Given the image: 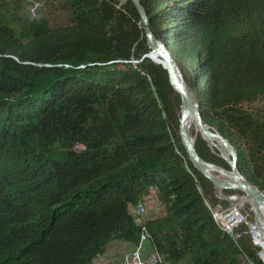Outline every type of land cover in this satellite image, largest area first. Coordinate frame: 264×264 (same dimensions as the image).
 <instances>
[{"label":"trees","instance_id":"obj_1","mask_svg":"<svg viewBox=\"0 0 264 264\" xmlns=\"http://www.w3.org/2000/svg\"><path fill=\"white\" fill-rule=\"evenodd\" d=\"M54 1L65 26L0 11V264H91L113 241L136 244L131 209L151 188L165 215L145 226L166 262L258 264L249 237L210 215L214 189L178 136L180 96L146 57L130 0ZM139 1L202 123L264 193V0ZM194 147L230 170L200 135Z\"/></svg>","mask_w":264,"mask_h":264},{"label":"water","instance_id":"obj_2","mask_svg":"<svg viewBox=\"0 0 264 264\" xmlns=\"http://www.w3.org/2000/svg\"><path fill=\"white\" fill-rule=\"evenodd\" d=\"M130 2L134 6L135 10L137 11L140 17L143 33L146 38L147 46L150 49V53H152L155 57L158 58L160 63L157 64H159L166 71L171 87L180 96L182 106L178 126V136L182 146L185 149L186 154L189 157V161L192 163L195 169L212 185L214 192L219 199L227 201L231 204L240 203L243 198L249 199L251 201L255 224L259 228L264 230V224L261 223V220H264V217L260 214V211L257 210V206L264 210V194L262 192H259L253 185L249 184L238 173L236 168L237 155L234 149L228 144V142L218 133L210 130L202 123L198 106L194 103L190 93L187 90L180 69L172 59L171 54L167 49L166 45L156 40L153 36V33L148 23L147 15L140 4V1L130 0ZM146 57L151 60L150 54H147ZM190 115H193L197 120L200 129V136L205 142H207L208 140H215L222 145L224 153L218 151L217 155L229 165V171L224 170L221 167H218L211 163H207L198 156L194 147L195 139L193 140V142H191L184 128V121ZM224 154H226V156ZM212 169H217L223 171L224 173H230L235 183H229L223 179H219L216 176L211 175L210 170ZM230 190L240 191L244 194V196L227 198L223 194V192Z\"/></svg>","mask_w":264,"mask_h":264},{"label":"built area","instance_id":"obj_3","mask_svg":"<svg viewBox=\"0 0 264 264\" xmlns=\"http://www.w3.org/2000/svg\"><path fill=\"white\" fill-rule=\"evenodd\" d=\"M32 12L34 15V9ZM128 62L135 67L140 60L132 59ZM64 67H68V65H64ZM215 198L218 201L214 205H212L209 201L205 202L214 222L222 231L231 236L234 240L239 239L242 235H247L253 248L256 249L258 264H264V243L262 242L264 241V230L255 224L254 219H250L248 213H243L238 210L236 207L237 204H231L226 201V205L222 202L224 200L219 199L216 195ZM229 198H233V196ZM131 213L134 217L136 225L140 226L141 229L138 242L135 244V248L132 252L124 253L120 259L112 260L109 264H169L153 247L151 254H149L146 258L142 257L143 244L146 241H150V236L143 219L145 215V207L143 203L140 202L133 207ZM240 259L241 264H255L254 261L245 253H241Z\"/></svg>","mask_w":264,"mask_h":264},{"label":"rangeland","instance_id":"obj_4","mask_svg":"<svg viewBox=\"0 0 264 264\" xmlns=\"http://www.w3.org/2000/svg\"><path fill=\"white\" fill-rule=\"evenodd\" d=\"M34 9V15L32 10ZM4 10L7 17L14 16V21L16 23L25 21H38L46 19L51 26H65L67 24V13L59 7V4L54 0H11L5 6L0 5V11ZM155 61H158L154 59ZM192 137L195 139L199 133L191 131ZM80 147H77L79 149ZM215 153V152H214ZM217 153V152H216ZM218 154V153H217ZM235 191V190H233ZM224 194V193H223ZM264 194V193H263ZM216 194L214 193V196ZM227 198L234 196H244V194H224ZM225 202L227 205L226 201ZM142 203L145 207L144 221L151 219H159L165 215V208L163 204L159 201L157 192L154 188H151L148 192L146 198L144 197ZM224 204V203H223ZM238 210L243 213H248L250 219H254V215L251 211V203L241 201L236 205ZM132 210V209H131ZM178 264H189L187 261L180 262Z\"/></svg>","mask_w":264,"mask_h":264},{"label":"bare ground","instance_id":"obj_5","mask_svg":"<svg viewBox=\"0 0 264 264\" xmlns=\"http://www.w3.org/2000/svg\"><path fill=\"white\" fill-rule=\"evenodd\" d=\"M151 58L158 60L157 57H155L152 53L150 55ZM158 62H160L158 60ZM184 128L185 131L188 135V137L190 138L191 142H193L194 138L191 135V131L193 130L195 133H199L200 134V129H199V124L197 122V120L195 119V117L193 115L188 116L185 121H184ZM208 147L211 149L212 152H218L221 151L223 152V148L222 145L215 141V140H208L207 142ZM224 153V152H223ZM226 156V154H224ZM211 175L216 176L219 179H223L226 182L229 183H235V181L232 179V176L230 173H224L223 171L217 170V169H212L210 170ZM236 196H234L233 198H235ZM241 201H245V202H250L251 201L247 198H243ZM240 201V202H241ZM238 204V203H237ZM257 210L260 211V214L264 217V210L260 207L257 206ZM261 223L264 224V220H261ZM264 243V241H262Z\"/></svg>","mask_w":264,"mask_h":264},{"label":"crops","instance_id":"obj_6","mask_svg":"<svg viewBox=\"0 0 264 264\" xmlns=\"http://www.w3.org/2000/svg\"><path fill=\"white\" fill-rule=\"evenodd\" d=\"M146 198V197H145ZM135 244L131 242L113 241L109 243L103 254L96 257L91 264H109L112 260H118L124 253H130L134 250ZM150 241L143 244L142 257L146 258L152 253Z\"/></svg>","mask_w":264,"mask_h":264}]
</instances>
